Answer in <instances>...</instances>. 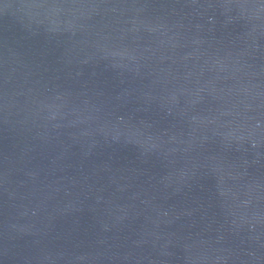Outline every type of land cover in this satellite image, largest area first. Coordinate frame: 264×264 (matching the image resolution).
<instances>
[{"label":"water","instance_id":"water-1","mask_svg":"<svg viewBox=\"0 0 264 264\" xmlns=\"http://www.w3.org/2000/svg\"><path fill=\"white\" fill-rule=\"evenodd\" d=\"M0 264H264V0H0Z\"/></svg>","mask_w":264,"mask_h":264}]
</instances>
